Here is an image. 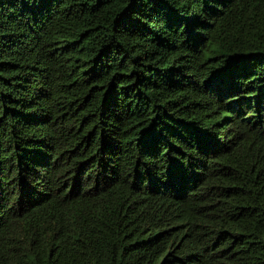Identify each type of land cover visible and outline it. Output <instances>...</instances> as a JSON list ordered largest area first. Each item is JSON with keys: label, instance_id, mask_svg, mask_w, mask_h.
<instances>
[{"label": "trees", "instance_id": "1", "mask_svg": "<svg viewBox=\"0 0 264 264\" xmlns=\"http://www.w3.org/2000/svg\"><path fill=\"white\" fill-rule=\"evenodd\" d=\"M0 264H264V0H0Z\"/></svg>", "mask_w": 264, "mask_h": 264}]
</instances>
